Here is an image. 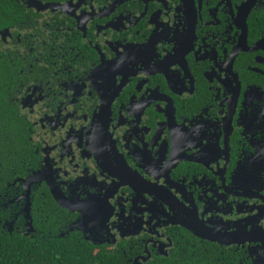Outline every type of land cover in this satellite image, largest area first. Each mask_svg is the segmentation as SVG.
Returning <instances> with one entry per match:
<instances>
[{
	"label": "flooded vegetation",
	"instance_id": "flooded-vegetation-1",
	"mask_svg": "<svg viewBox=\"0 0 264 264\" xmlns=\"http://www.w3.org/2000/svg\"><path fill=\"white\" fill-rule=\"evenodd\" d=\"M0 61L27 174L49 166L76 204L102 200L67 209L41 182L58 219L44 236L129 264L177 248L264 264V0H0Z\"/></svg>",
	"mask_w": 264,
	"mask_h": 264
},
{
	"label": "trees",
	"instance_id": "trees-1",
	"mask_svg": "<svg viewBox=\"0 0 264 264\" xmlns=\"http://www.w3.org/2000/svg\"><path fill=\"white\" fill-rule=\"evenodd\" d=\"M1 63L0 61V264H129L128 258L135 254L107 250L104 245L88 243L76 232H69L62 237L44 236V232H41L44 229L42 224L55 230L58 219L55 206L42 186L33 192L31 202L33 225L38 231L30 236L22 233L21 226L11 231L6 229L4 222L9 221L11 208L6 205L11 196H4L9 189L6 185L27 175L35 155L28 139V125L20 121L19 112L12 101L9 68ZM205 256L200 251H195L190 256L186 250L177 248L169 256L145 264H216L212 256H208L209 259Z\"/></svg>",
	"mask_w": 264,
	"mask_h": 264
},
{
	"label": "water",
	"instance_id": "water-1",
	"mask_svg": "<svg viewBox=\"0 0 264 264\" xmlns=\"http://www.w3.org/2000/svg\"><path fill=\"white\" fill-rule=\"evenodd\" d=\"M252 2V0H249ZM18 181L19 190L12 197L8 198L6 205H9L10 214L9 221H5L4 225H6V229L11 231L15 228H19L21 226V231L24 235L33 236L38 230L33 225L32 215H31V202L33 198V192L39 186L41 182H45L47 188L49 189L53 199L56 203L67 209L71 210H80V205L87 210L91 214H99L100 211H97L100 208V204H102V200L96 199L93 197H88L87 200L81 201L80 204H76L70 197L65 196L63 192L60 190L58 182L54 176L53 171L49 166H45L36 170H33L31 173L27 174L24 177L16 178L14 182ZM68 198V199H67ZM92 201V204H90ZM100 203V204H99ZM88 205V206H87ZM87 206V207H86ZM92 208V209H91ZM86 212L83 213V220L85 218ZM104 219V218H103ZM81 221H78V224H75L78 228H80ZM17 223V224H16ZM16 224V225H15ZM104 224L103 221H98L97 225L101 226ZM185 227L193 230V233L200 237H209L207 233H201L200 230H195L190 226L183 224ZM72 229V228H71ZM68 229V230H71ZM73 229H75L73 227ZM60 237L63 236V233L58 235ZM86 240H90L91 237H84ZM212 238L217 239L218 237L213 236ZM101 243L100 241H96L95 244ZM146 260L145 257L142 258ZM134 264H138L137 259H134Z\"/></svg>",
	"mask_w": 264,
	"mask_h": 264
}]
</instances>
